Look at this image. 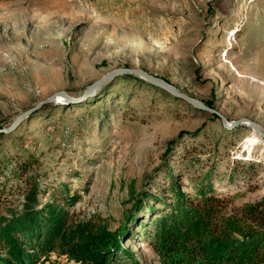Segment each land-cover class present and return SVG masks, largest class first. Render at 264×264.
Returning a JSON list of instances; mask_svg holds the SVG:
<instances>
[{
  "label": "rangeland",
  "instance_id": "rangeland-1",
  "mask_svg": "<svg viewBox=\"0 0 264 264\" xmlns=\"http://www.w3.org/2000/svg\"><path fill=\"white\" fill-rule=\"evenodd\" d=\"M121 67L264 129V0H0V127L58 91L72 99L41 105L0 139L6 206L24 209L14 173L30 158L40 207L83 227L115 230L144 198L123 242L154 264L150 221L174 185L193 194L210 184L232 207L264 198V137L134 74L83 97ZM45 262L79 264L56 249Z\"/></svg>",
  "mask_w": 264,
  "mask_h": 264
},
{
  "label": "trees",
  "instance_id": "trees-1",
  "mask_svg": "<svg viewBox=\"0 0 264 264\" xmlns=\"http://www.w3.org/2000/svg\"><path fill=\"white\" fill-rule=\"evenodd\" d=\"M4 135L0 132V139ZM36 164L35 159L24 160L14 173L26 184L22 211L6 206V186L0 185V264H46L55 249L79 264H121L119 259L123 264H142L123 241L137 220V210L146 204L144 198L115 230L89 229L73 223L53 203L40 207L38 183L28 176ZM166 203L167 210L151 218L146 239L154 264L264 263V198L232 207L210 184L193 194L174 185Z\"/></svg>",
  "mask_w": 264,
  "mask_h": 264
},
{
  "label": "water",
  "instance_id": "water-1",
  "mask_svg": "<svg viewBox=\"0 0 264 264\" xmlns=\"http://www.w3.org/2000/svg\"><path fill=\"white\" fill-rule=\"evenodd\" d=\"M125 74H134L136 76H139L142 79H145L146 81H148L149 83H151V84H153V85L165 90L169 94H171V95H173L175 97H178L180 99H183L185 102H187L188 104L192 105L193 107H195L197 109H201V110L208 111L210 113L218 115L225 127L232 128V127H235V126H239L241 124L251 123L252 125L255 126V131L259 135L264 137V129L257 122H255L254 120H252L250 118H247V117H242V118H239V119H236V120H233V121H229L222 113L217 111L215 108L206 105L205 103L193 98L192 96L184 93L183 91H180L179 89L175 88L174 86L169 84L164 79L156 76L153 73L148 72L147 70L141 69V68L121 67V68H117V69L111 70V71L105 73L104 75H102L100 78H98V79L94 80L93 82H91L86 87L85 92L83 94V97L85 98V97L94 95L98 91V89L101 86H103L106 82H108L109 80L113 79L116 76L125 75ZM58 97H61L63 99H67V100H72L66 92L58 91V92L48 96L46 99L40 101L34 107H32V108L24 111L23 113L19 114L11 122V124L9 126L0 127V132L1 133H10L11 131H13V129H15L20 124V122L24 118L29 116V114L31 112H33L34 110H36L37 108H39L41 105H43L45 103L55 101L56 99H58Z\"/></svg>",
  "mask_w": 264,
  "mask_h": 264
},
{
  "label": "bare ground",
  "instance_id": "bare-ground-1",
  "mask_svg": "<svg viewBox=\"0 0 264 264\" xmlns=\"http://www.w3.org/2000/svg\"><path fill=\"white\" fill-rule=\"evenodd\" d=\"M58 99H62L61 97H58ZM247 125H249L250 127H252L255 130V126L252 125L251 123H246Z\"/></svg>",
  "mask_w": 264,
  "mask_h": 264
}]
</instances>
